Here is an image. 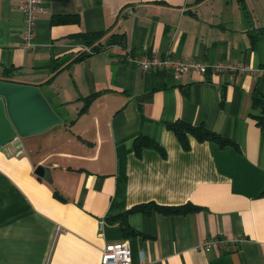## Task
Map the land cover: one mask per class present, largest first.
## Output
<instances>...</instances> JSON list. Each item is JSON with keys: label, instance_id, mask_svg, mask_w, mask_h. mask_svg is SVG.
Instances as JSON below:
<instances>
[{"label": "crops", "instance_id": "0c3cea01", "mask_svg": "<svg viewBox=\"0 0 264 264\" xmlns=\"http://www.w3.org/2000/svg\"><path fill=\"white\" fill-rule=\"evenodd\" d=\"M23 1L0 0V80L38 86L62 123L10 154L0 148V264H100L117 243L129 245L131 264H264V123L252 102L264 76L174 75L122 60L170 55L257 71L264 0H39L27 51ZM104 31V48L88 52L81 35ZM176 121L229 142L188 134L184 148L168 128ZM142 139L154 146L137 150ZM145 205L198 209L129 212ZM125 213L130 235L111 221ZM205 240L216 242L209 252Z\"/></svg>", "mask_w": 264, "mask_h": 264}, {"label": "built area", "instance_id": "2783aa9c", "mask_svg": "<svg viewBox=\"0 0 264 264\" xmlns=\"http://www.w3.org/2000/svg\"><path fill=\"white\" fill-rule=\"evenodd\" d=\"M39 0H24L20 12L22 15V29L20 40L24 50H30L33 47L35 38V19L39 8ZM88 50V49H87ZM89 52V50H88ZM126 56V55H125ZM125 63L143 71H169L174 75H179L191 71H196L201 74L212 72L213 74L230 72V73H261L264 76V67L255 71L247 67L245 64L219 62L214 65H206L200 61H184L174 58L170 55L158 56H133L128 53L124 57ZM104 221L98 223V229L101 231ZM216 246V242L205 240L202 243V249L209 252ZM100 264H131V249L126 243L107 244L101 251Z\"/></svg>", "mask_w": 264, "mask_h": 264}, {"label": "water", "instance_id": "95a60500", "mask_svg": "<svg viewBox=\"0 0 264 264\" xmlns=\"http://www.w3.org/2000/svg\"><path fill=\"white\" fill-rule=\"evenodd\" d=\"M38 86L0 80V148L10 154L20 148V139L42 134L61 124ZM35 174L44 175L36 167Z\"/></svg>", "mask_w": 264, "mask_h": 264}, {"label": "trees", "instance_id": "16d2710c", "mask_svg": "<svg viewBox=\"0 0 264 264\" xmlns=\"http://www.w3.org/2000/svg\"><path fill=\"white\" fill-rule=\"evenodd\" d=\"M239 3H242L243 0H238ZM71 18H58L57 22H66L70 21ZM259 33H264V29L258 30ZM108 31L104 32H98V33H85L81 35L82 41L85 45V47L88 48L90 53H94L97 51H100L101 49L104 48V44L101 43V40L103 37H105L108 33ZM249 37L251 42H254V39L256 38V34L254 35V31H249ZM86 55V54H84ZM54 71V70H53ZM90 99L86 98V104H88ZM252 102L253 105L260 109L262 116L260 120L258 121L259 124L264 123V93L259 94L255 93L252 95ZM85 104V105H86ZM168 128L173 131V133L177 136L178 140L180 141L181 145L186 148L187 147V141L186 137L187 135H192L194 136L198 141H214L218 143L219 145H224L228 143L229 141L226 139H223L216 133H213L209 130H206L202 127H192L189 126L181 121H176L172 124L168 125ZM139 143V142H138ZM148 147V146H154V144L148 140V139H142L140 140V143L137 144L135 147L137 150H139V147ZM150 207H153L156 211L164 213V214H185L188 212H193L196 211L198 208L192 205H183V206H177V207H160V206H139L136 207L129 212L133 211H141V212H147ZM126 215L127 213L114 217L111 219V221L118 222L123 230V232L126 235L132 234V230L127 224L126 221Z\"/></svg>", "mask_w": 264, "mask_h": 264}]
</instances>
